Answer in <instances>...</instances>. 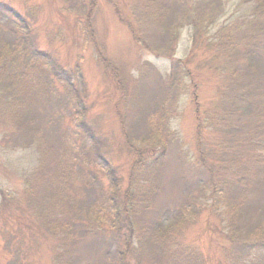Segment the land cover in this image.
Instances as JSON below:
<instances>
[{"label":"rangeland","instance_id":"1","mask_svg":"<svg viewBox=\"0 0 264 264\" xmlns=\"http://www.w3.org/2000/svg\"><path fill=\"white\" fill-rule=\"evenodd\" d=\"M0 3V264H264V0Z\"/></svg>","mask_w":264,"mask_h":264},{"label":"trees","instance_id":"2","mask_svg":"<svg viewBox=\"0 0 264 264\" xmlns=\"http://www.w3.org/2000/svg\"><path fill=\"white\" fill-rule=\"evenodd\" d=\"M0 8L5 9V11H12L11 7L8 5H5L3 3H0ZM58 69H62L61 66H55V64H52L51 68H50V72H51V76L53 77L56 76L57 78H60L61 80H63L65 83L66 81H69L68 84L71 83V79L70 77H68L67 75L61 74L59 73ZM11 73H15V76H18V72L17 70H9L6 69L3 65H1V69H0V82H2L1 80H4L7 76V74ZM4 74V75H3ZM87 134L90 136V133L87 132ZM0 209L3 205L7 204L9 201H11V199L13 198L12 195H10L9 192H5L4 190L0 189ZM128 202L130 203L131 200L128 198ZM121 213H123L126 216V219L124 221V223H122L121 227L117 228L118 229V233H119V237H125V243L124 245L120 246L119 249V254L118 257L116 258V262L114 264H131V262L128 261V258L130 255L137 253V251L140 249V245L139 243L143 242V235L141 233L138 234V243L135 239V235L136 233V226H134L133 220L130 217V215L128 214V212L125 209L121 210ZM119 223V220H118ZM124 226L125 229L127 230H122V227ZM129 228V230H128ZM142 239V240H141ZM119 246V245H118ZM120 255V256H119ZM187 264H191V263H187Z\"/></svg>","mask_w":264,"mask_h":264}]
</instances>
